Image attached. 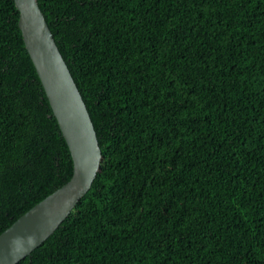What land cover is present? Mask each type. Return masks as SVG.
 I'll list each match as a JSON object with an SVG mask.
<instances>
[{
  "label": "trees",
  "instance_id": "16d2710c",
  "mask_svg": "<svg viewBox=\"0 0 264 264\" xmlns=\"http://www.w3.org/2000/svg\"><path fill=\"white\" fill-rule=\"evenodd\" d=\"M93 122L86 194L17 264H264V0H37ZM0 0V234L72 159Z\"/></svg>",
  "mask_w": 264,
  "mask_h": 264
},
{
  "label": "water",
  "instance_id": "95a60500",
  "mask_svg": "<svg viewBox=\"0 0 264 264\" xmlns=\"http://www.w3.org/2000/svg\"><path fill=\"white\" fill-rule=\"evenodd\" d=\"M14 3L25 48L68 146L73 172L0 234V264H17L59 227L91 187L102 156L86 104L37 0Z\"/></svg>",
  "mask_w": 264,
  "mask_h": 264
}]
</instances>
